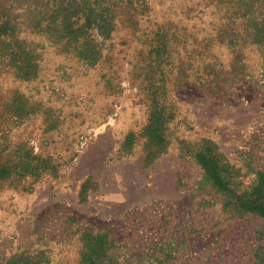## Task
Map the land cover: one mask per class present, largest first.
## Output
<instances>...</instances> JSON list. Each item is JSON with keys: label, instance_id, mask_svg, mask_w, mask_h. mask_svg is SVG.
I'll return each instance as SVG.
<instances>
[{"label": "rangeland", "instance_id": "obj_1", "mask_svg": "<svg viewBox=\"0 0 264 264\" xmlns=\"http://www.w3.org/2000/svg\"><path fill=\"white\" fill-rule=\"evenodd\" d=\"M237 1L104 0L90 40L65 35L69 0H0V264H84L98 234L97 264H264V219L196 156L239 189L264 171V46Z\"/></svg>", "mask_w": 264, "mask_h": 264}, {"label": "trees", "instance_id": "obj_2", "mask_svg": "<svg viewBox=\"0 0 264 264\" xmlns=\"http://www.w3.org/2000/svg\"><path fill=\"white\" fill-rule=\"evenodd\" d=\"M104 0H69L65 6L63 18L68 20L73 11L85 12V20L77 27H71L65 35L85 34L93 40L91 35L94 28H99L104 35L110 30L106 20L103 18ZM76 7V8H75ZM75 8V9H74ZM232 22L235 24L237 18L244 17L247 20L245 30L249 31L248 36L252 43L258 46H264V0H238L233 8L229 10ZM244 25V24H243ZM67 25L66 27H68ZM7 26H0V29L6 30ZM7 32V31H6ZM64 35V36H65ZM96 52L90 54L92 60ZM98 58V57H97ZM152 122V121H151ZM150 122V127L154 122ZM150 136L155 137L156 133L149 128ZM159 137V135H158ZM197 160L204 168L206 175L221 190L225 196V206H232L237 212L259 215L264 219V171L258 172L257 182L249 188L239 189L231 184V181L225 176V165L221 164L213 152L202 150L197 153ZM7 167H0V176H4L8 170ZM103 238L101 234L92 236L87 242L86 252L83 257L84 264H97L103 250Z\"/></svg>", "mask_w": 264, "mask_h": 264}]
</instances>
